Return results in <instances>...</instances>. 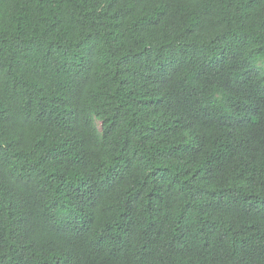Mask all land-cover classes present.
Here are the masks:
<instances>
[{"label": "trees", "instance_id": "obj_1", "mask_svg": "<svg viewBox=\"0 0 264 264\" xmlns=\"http://www.w3.org/2000/svg\"><path fill=\"white\" fill-rule=\"evenodd\" d=\"M0 264H264V0H0Z\"/></svg>", "mask_w": 264, "mask_h": 264}]
</instances>
